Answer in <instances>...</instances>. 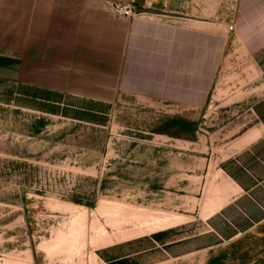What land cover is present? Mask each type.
Here are the masks:
<instances>
[{
  "label": "rangeland",
  "instance_id": "1",
  "mask_svg": "<svg viewBox=\"0 0 264 264\" xmlns=\"http://www.w3.org/2000/svg\"><path fill=\"white\" fill-rule=\"evenodd\" d=\"M258 1L0 0V64L17 62L0 72V264H264V157L251 174L230 164L264 139V77L229 27ZM101 7L223 33L208 102L119 90L102 110L73 88L42 97L35 76L26 96L25 54L39 73L55 23Z\"/></svg>",
  "mask_w": 264,
  "mask_h": 264
},
{
  "label": "crops",
  "instance_id": "2",
  "mask_svg": "<svg viewBox=\"0 0 264 264\" xmlns=\"http://www.w3.org/2000/svg\"><path fill=\"white\" fill-rule=\"evenodd\" d=\"M242 14L239 27L233 23L232 33L244 34L239 35L236 43L248 51L249 62L254 64V68L250 66V72L255 69L259 71L258 77H264V0L249 4ZM55 24H58V31L52 35L58 39L47 43L44 39L42 42L43 45L56 46V50L48 48L40 55L42 65L39 73H29L36 60L32 54H25V95L30 91L27 88H34L32 81L35 76L40 82L42 97L48 98L47 92L50 91L51 97L58 99L60 91L73 88V92L93 93L94 100L101 101L102 110L106 109L104 100L112 101L119 90L204 105L209 100L211 84L216 76L214 68L222 60L226 45L223 33L210 31L201 23H178L143 14L116 18L102 7L100 10L83 11L82 18L67 24L69 26L65 29L69 30L59 31L61 24L65 25L64 21ZM256 30L263 32V36H253ZM61 38L67 39L68 48H62ZM210 52L215 56L212 60ZM45 61L56 64L45 67ZM16 66L14 56V59L9 58L0 64V72L15 78ZM43 88H47V92ZM249 130L245 135L249 136L253 127ZM262 136L251 138L230 164L251 174L254 171L251 164L259 163L264 157ZM234 173L238 185L250 188Z\"/></svg>",
  "mask_w": 264,
  "mask_h": 264
},
{
  "label": "built area",
  "instance_id": "3",
  "mask_svg": "<svg viewBox=\"0 0 264 264\" xmlns=\"http://www.w3.org/2000/svg\"><path fill=\"white\" fill-rule=\"evenodd\" d=\"M115 10L118 11L119 13H123L125 15H130L134 12V8L132 6H129V5H122V6L116 7ZM229 27H230V29H233L234 25L230 24Z\"/></svg>",
  "mask_w": 264,
  "mask_h": 264
}]
</instances>
